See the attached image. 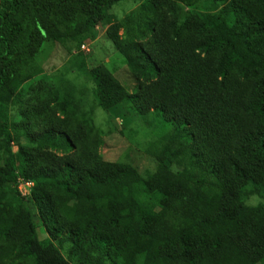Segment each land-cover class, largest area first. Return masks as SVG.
<instances>
[{
  "label": "trees",
  "instance_id": "trees-1",
  "mask_svg": "<svg viewBox=\"0 0 264 264\" xmlns=\"http://www.w3.org/2000/svg\"><path fill=\"white\" fill-rule=\"evenodd\" d=\"M100 29L137 91L90 70ZM46 44L153 134V171L104 159L94 114L37 64ZM263 261L264 0H0V264Z\"/></svg>",
  "mask_w": 264,
  "mask_h": 264
},
{
  "label": "rangeland",
  "instance_id": "rangeland-1",
  "mask_svg": "<svg viewBox=\"0 0 264 264\" xmlns=\"http://www.w3.org/2000/svg\"><path fill=\"white\" fill-rule=\"evenodd\" d=\"M137 5L126 1L115 7V13L119 16L134 10ZM92 47L82 50L87 56V64L92 72L101 65H106L131 93L137 91V84L130 74L124 58L118 53L114 45L106 38L105 33L99 30L96 41L89 42ZM89 50V51H88ZM76 54L71 45L46 44L42 53L37 59V64L44 70L45 76L62 80V88L75 89L77 99H81L82 108L92 112L95 124L103 132L105 146L101 153L105 160L110 162L125 161L132 163L143 174L153 171L155 164L152 157L147 153L148 143L154 139L153 134L145 127L132 122L122 121V118H112L118 111L116 108L110 114L97 108L95 100L96 84L89 82L80 75L74 66L73 56ZM80 91L83 94H80ZM112 101V100H111ZM133 115V112H130ZM110 115L112 117H110ZM109 119L111 121H109ZM111 122V124H109ZM16 152L17 149L15 148ZM22 192L27 189L22 187ZM42 239L47 237L44 228L39 229ZM260 264H264V261Z\"/></svg>",
  "mask_w": 264,
  "mask_h": 264
},
{
  "label": "built area",
  "instance_id": "built-area-1",
  "mask_svg": "<svg viewBox=\"0 0 264 264\" xmlns=\"http://www.w3.org/2000/svg\"><path fill=\"white\" fill-rule=\"evenodd\" d=\"M86 47L85 46H83L82 47V50H84ZM89 51V50H88ZM22 187H25L26 189H27V192L26 193H23L22 192ZM32 187V184L31 183H21L20 185H19V191L21 192V194L23 195V196H27V195H29V191H30V188Z\"/></svg>",
  "mask_w": 264,
  "mask_h": 264
}]
</instances>
